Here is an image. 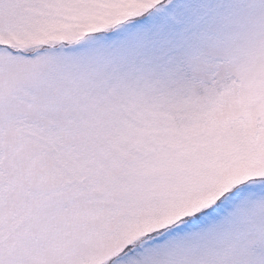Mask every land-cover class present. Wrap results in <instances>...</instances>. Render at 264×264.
<instances>
[{
    "label": "snow or ice",
    "instance_id": "snow-or-ice-1",
    "mask_svg": "<svg viewBox=\"0 0 264 264\" xmlns=\"http://www.w3.org/2000/svg\"><path fill=\"white\" fill-rule=\"evenodd\" d=\"M0 264H264V0H0Z\"/></svg>",
    "mask_w": 264,
    "mask_h": 264
}]
</instances>
